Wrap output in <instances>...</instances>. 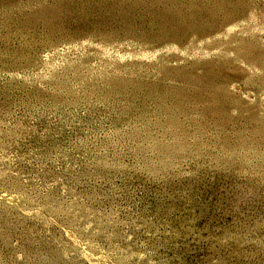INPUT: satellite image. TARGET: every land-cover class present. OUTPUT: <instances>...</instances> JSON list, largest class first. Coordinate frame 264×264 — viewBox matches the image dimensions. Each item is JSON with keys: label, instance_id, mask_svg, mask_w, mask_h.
Returning <instances> with one entry per match:
<instances>
[{"label": "rangeland", "instance_id": "rangeland-1", "mask_svg": "<svg viewBox=\"0 0 264 264\" xmlns=\"http://www.w3.org/2000/svg\"><path fill=\"white\" fill-rule=\"evenodd\" d=\"M0 264H264V0H0Z\"/></svg>", "mask_w": 264, "mask_h": 264}]
</instances>
